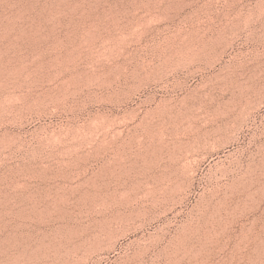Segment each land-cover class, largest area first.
Masks as SVG:
<instances>
[{"label": "rangeland", "instance_id": "rangeland-1", "mask_svg": "<svg viewBox=\"0 0 264 264\" xmlns=\"http://www.w3.org/2000/svg\"><path fill=\"white\" fill-rule=\"evenodd\" d=\"M0 264H264V0H0Z\"/></svg>", "mask_w": 264, "mask_h": 264}]
</instances>
